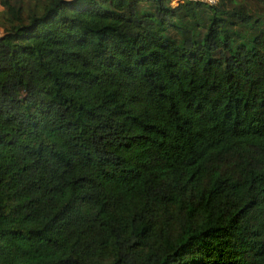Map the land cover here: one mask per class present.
Listing matches in <instances>:
<instances>
[{"label":"trees","instance_id":"obj_1","mask_svg":"<svg viewBox=\"0 0 264 264\" xmlns=\"http://www.w3.org/2000/svg\"><path fill=\"white\" fill-rule=\"evenodd\" d=\"M0 5V264H264V0Z\"/></svg>","mask_w":264,"mask_h":264},{"label":"rangeland","instance_id":"obj_2","mask_svg":"<svg viewBox=\"0 0 264 264\" xmlns=\"http://www.w3.org/2000/svg\"><path fill=\"white\" fill-rule=\"evenodd\" d=\"M177 1H178V0H171V3L175 4ZM206 1L211 2V1H214V0H206ZM0 8H1V5H0ZM0 31H1V28H0Z\"/></svg>","mask_w":264,"mask_h":264}]
</instances>
